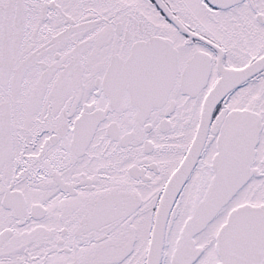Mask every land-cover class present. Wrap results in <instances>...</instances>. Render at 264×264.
<instances>
[{
  "label": "snow or ice",
  "instance_id": "6c2138e0",
  "mask_svg": "<svg viewBox=\"0 0 264 264\" xmlns=\"http://www.w3.org/2000/svg\"><path fill=\"white\" fill-rule=\"evenodd\" d=\"M0 264H264V0H0Z\"/></svg>",
  "mask_w": 264,
  "mask_h": 264
}]
</instances>
